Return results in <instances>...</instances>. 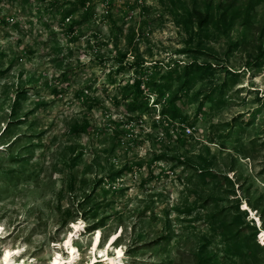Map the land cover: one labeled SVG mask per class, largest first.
<instances>
[{"label":"rangeland","instance_id":"1","mask_svg":"<svg viewBox=\"0 0 264 264\" xmlns=\"http://www.w3.org/2000/svg\"><path fill=\"white\" fill-rule=\"evenodd\" d=\"M84 2L0 0V257L87 264L100 229L123 264H264V0Z\"/></svg>","mask_w":264,"mask_h":264},{"label":"trees","instance_id":"2","mask_svg":"<svg viewBox=\"0 0 264 264\" xmlns=\"http://www.w3.org/2000/svg\"><path fill=\"white\" fill-rule=\"evenodd\" d=\"M84 1L85 0H80L81 3L74 4L69 9H66V11L64 12L63 20H66V19L71 20L70 16L72 14H74L75 12H78L81 10V7L84 6V4H85ZM239 11L240 10L238 9L234 14H230L228 8H226L223 11L222 16L218 20H216L214 12H212L209 9L207 10V13L202 14L201 12H199V13H196V15H197V19L199 21V24L202 27H205V26H209L210 24L218 25L221 22H224L225 24L233 23L237 18L240 17ZM82 12H83L82 13V20H74L72 22V25H71L72 29L75 25L81 24L84 19H87V17H89L91 15V11L89 9H87L86 11H82ZM248 12H249V10H248ZM188 13L191 14L190 18L194 17L193 16L194 12L192 13V12L188 11ZM122 62H123V59L121 60V63ZM201 67H205V69H209V70L211 68H213L212 64H202V63H199L198 61H193V62H191L185 66L184 77H186V76L190 77V75L192 74V70H195V68L199 69ZM174 72L175 71L173 68L169 69L167 74L163 75L164 76L163 78L174 79L175 78ZM178 78L182 79L183 76L178 75ZM144 84H145V81L140 76H136L133 79V81L131 82V84L124 88L123 92L126 94V96L129 97L131 94L135 96L133 98V100H131V105L133 107H138V106H140V104L144 103L141 100V97L145 94L144 89H143ZM154 84L156 87H158V91H157L158 97L164 96L166 88H168V84L165 82H156V81L154 82ZM145 106L147 107V105H145ZM162 113L168 119L177 118L178 116L182 115V111L177 104V96L176 95L174 97H172L169 101H164ZM201 173H204V171Z\"/></svg>","mask_w":264,"mask_h":264},{"label":"bare ground","instance_id":"3","mask_svg":"<svg viewBox=\"0 0 264 264\" xmlns=\"http://www.w3.org/2000/svg\"><path fill=\"white\" fill-rule=\"evenodd\" d=\"M248 206V205H247ZM247 208V207H246ZM75 230L78 232L81 229V225L75 223ZM1 237L3 236V232H1ZM117 233V232H116ZM116 233L112 235L108 241L105 248H101L102 241V231L99 229L93 239L92 242V259L87 264H123L124 252L123 249L119 248L116 251V254L113 255L111 253V249L117 243L119 239L117 238ZM262 236L264 237V230L262 232ZM119 246H117L118 248ZM68 249L66 253L67 256L61 251V249ZM116 248V247H115ZM114 248V249H115ZM59 249L55 253V256L52 258L50 264H83L81 263V251L80 248L75 243L74 235L71 234L65 239L64 243L59 244ZM25 247H15V248H5L0 257V264H39L37 258H26Z\"/></svg>","mask_w":264,"mask_h":264}]
</instances>
